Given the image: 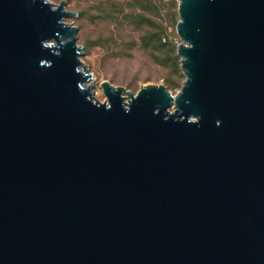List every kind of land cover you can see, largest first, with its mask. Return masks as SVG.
I'll use <instances>...</instances> for the list:
<instances>
[{"label":"water","instance_id":"1","mask_svg":"<svg viewBox=\"0 0 264 264\" xmlns=\"http://www.w3.org/2000/svg\"><path fill=\"white\" fill-rule=\"evenodd\" d=\"M177 3L181 89L103 103L77 13L0 0V264H264V0Z\"/></svg>","mask_w":264,"mask_h":264},{"label":"rangeland","instance_id":"2","mask_svg":"<svg viewBox=\"0 0 264 264\" xmlns=\"http://www.w3.org/2000/svg\"><path fill=\"white\" fill-rule=\"evenodd\" d=\"M77 13L65 22L78 28L81 61L93 75L95 98L106 103L101 83L134 95L149 84L178 92L185 76L177 34L175 0H49ZM144 20V21H143Z\"/></svg>","mask_w":264,"mask_h":264},{"label":"built area","instance_id":"3","mask_svg":"<svg viewBox=\"0 0 264 264\" xmlns=\"http://www.w3.org/2000/svg\"><path fill=\"white\" fill-rule=\"evenodd\" d=\"M175 1H177V0H175Z\"/></svg>","mask_w":264,"mask_h":264},{"label":"clouds","instance_id":"4","mask_svg":"<svg viewBox=\"0 0 264 264\" xmlns=\"http://www.w3.org/2000/svg\"><path fill=\"white\" fill-rule=\"evenodd\" d=\"M218 124H219V122H218Z\"/></svg>","mask_w":264,"mask_h":264},{"label":"trees","instance_id":"5","mask_svg":"<svg viewBox=\"0 0 264 264\" xmlns=\"http://www.w3.org/2000/svg\"><path fill=\"white\" fill-rule=\"evenodd\" d=\"M144 21V20H143Z\"/></svg>","mask_w":264,"mask_h":264}]
</instances>
